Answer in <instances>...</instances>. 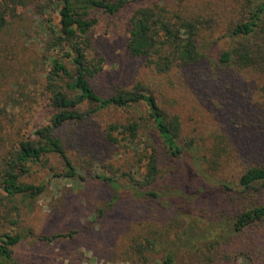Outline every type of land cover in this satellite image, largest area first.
I'll return each mask as SVG.
<instances>
[{"label": "trees", "instance_id": "trees-1", "mask_svg": "<svg viewBox=\"0 0 264 264\" xmlns=\"http://www.w3.org/2000/svg\"><path fill=\"white\" fill-rule=\"evenodd\" d=\"M47 1L56 10L57 21L44 17L43 7L35 11L40 18L35 24L40 35L41 59L37 62L41 64L31 62L35 67L41 66L40 87L47 99L48 116L30 135L7 132L0 136V264H18L14 249L22 245L31 231L29 228L21 230L19 224L23 213H29L33 206L26 204L45 191L44 184L26 180L34 167L44 168L53 157L62 169L56 176L84 180L77 170L86 172L87 169H79L76 163L84 160L85 153L78 156L75 152L78 149L84 152L89 145L88 132L103 126L100 129L103 140L125 148L135 157L139 169L136 174L130 170L117 174L107 164V168L104 167L107 174L95 175L98 181L114 190L110 205L122 196L143 197L145 201L149 199L158 204L164 200L168 204V188L158 189L165 160L187 161L193 166L201 165V160L195 155V140L183 135L180 116L168 108L167 100L176 99L174 92L181 99L192 90L196 91L194 96L203 100L213 97L218 100L219 96L225 105L219 101L214 105L226 111L221 114L223 117H229L228 98L233 89L239 88L234 81L240 71L260 73L264 91V0L255 5L251 0H241L247 9L231 23L228 31L235 38V44L211 55L199 46L200 22L189 12L176 10L163 0ZM128 5L131 11L126 22V48L132 58L141 61L140 79L129 88L116 87L103 93L97 79L103 69V58L94 50L91 32L99 22V15H115ZM27 7L26 0H0V81L2 87L13 83L18 87L17 92L0 91V104L3 100L0 120L10 105L21 100L32 101L25 91L30 82L39 80L35 70L23 77L17 73L19 36L21 32L28 34L33 27ZM167 86L169 93L165 91ZM237 109L239 116L240 108ZM111 112H123L124 118L110 115L106 119ZM259 113L264 120V102ZM261 131L264 135V129ZM245 144L236 146L232 159L235 167H241L234 172L236 191L242 195L255 184L264 186V148L255 149L254 145ZM221 150L216 147L214 155ZM205 160H209L207 156ZM186 169L192 171L189 166ZM220 185L224 187L223 192L232 190L227 184ZM223 202L228 205H220L221 214L215 221L220 231H215V227L201 229L195 221L190 222L174 247L163 237L166 231L154 228L147 215L140 223L134 221L132 214L140 205H124V212L131 221V226H127L128 244L124 255L132 264H176L180 256L187 254L194 258L193 264H235L238 258L247 259L248 247L246 252L238 251L233 244L243 234L251 236L253 230L264 228V204L246 205L241 201L239 205L235 197ZM151 206L152 211L161 209L159 213L166 221L180 218L173 205ZM143 222L146 223L137 231L139 234L129 232L135 231L134 225ZM176 223L178 228L180 225L177 227ZM58 236L61 235H43L40 240L48 242Z\"/></svg>", "mask_w": 264, "mask_h": 264}, {"label": "rangeland", "instance_id": "rangeland-1", "mask_svg": "<svg viewBox=\"0 0 264 264\" xmlns=\"http://www.w3.org/2000/svg\"><path fill=\"white\" fill-rule=\"evenodd\" d=\"M26 1L29 21L33 27L28 34L21 32L19 36L17 49L20 52L19 61L15 59L18 63L17 73L23 77L35 70L39 80L30 82L25 91L31 95V102L21 100L6 108L0 120V136L6 135L7 132L30 135L36 126L44 123L49 113L47 99L41 93L42 79L39 72L41 66H34L41 64L37 62L41 59L38 42L40 35L35 24L40 18L35 11H40L43 7L44 17L56 22V10L47 0ZM163 1L176 10L189 12L193 15H190L191 17L200 22L198 42L208 55L227 50L235 44V38L228 32L229 26L240 18L242 11L243 16L244 10L247 9L241 0ZM251 1L252 5H255L261 0ZM34 6L36 8H33ZM18 9L20 11L21 7ZM130 11L131 6L128 5L115 15H99V22L91 32L94 50L103 58V69L97 76L98 88L103 93L116 87L129 88L140 79L141 61L132 58L126 48L128 38L126 22ZM32 60L36 62L33 64ZM28 61L30 62L26 63ZM22 63L26 64L22 65ZM236 77L238 79L234 82L239 88L233 89L228 98L226 110L230 114L229 117H223L221 114L225 110L222 111L223 109L214 105L217 101L225 105L223 98L220 99L219 96L218 100L215 97L203 100L194 96L196 91L192 90L190 95L181 99L178 93L174 92L176 99L167 100L170 103L167 105L168 108L173 109L180 116L183 135L195 140L193 143L196 147L195 155L201 160L199 163L201 165L194 166L187 161L176 163L169 159L165 160L161 167L162 178L159 179L161 186H158V189L168 188L166 197L168 204L164 200L158 204L149 199L145 201L143 197L122 196L119 201L110 205L115 192L98 181L95 175L107 174L104 168L105 166L107 168V164H110L112 170L118 172L117 174L128 170L136 174L139 169L135 157L132 158L131 153L128 154L125 148L111 145L103 140V132L100 130L103 126L88 132L86 138L89 145L84 148V152L79 149L75 152L78 156L85 153L84 160L76 163L79 169H87L86 172L77 170L84 180L56 176L62 169L59 168V161L53 157L44 168L34 167L32 175L26 180L34 184H44L45 191L33 202L26 204L33 206L29 213H23L19 226L21 230L27 228L31 231L22 245L14 249L18 264H132V261L124 255V248L128 244L127 226H131V221L124 212V205H140L135 208V214H132L134 221L140 223V220L147 215L154 228H163L162 231H166L163 237L171 241L170 246L174 247V242L182 238L181 232L190 222L195 221L197 227L201 229L216 228L215 221H218L216 217L221 214L218 209L220 205L225 204L223 201L226 198H237L239 205L241 201L246 205L255 202L264 204L262 184H255L253 189L244 195L237 193L234 170L241 167H235L232 163L237 145L241 147L245 143H250L255 149L264 148V135L261 131L264 129V120L262 113H259V107L264 102L263 83L258 72L251 74L240 71ZM0 91L17 92L18 87L14 83L10 86L4 84L2 87L0 81ZM165 91L169 93L170 88L167 86ZM0 105L3 107V100ZM110 115L114 118L118 116L120 119L124 118L123 112H111L106 119H109ZM216 147L222 150L214 155ZM205 156L209 160L203 161ZM186 166L191 167V172L194 171L195 174L189 172ZM220 184H227L232 190L225 189L226 192H223L221 189L224 190V187ZM151 205H173L172 208L175 207L180 218H175L173 222L166 221L159 213L161 209L152 211ZM145 223L134 225L135 231L129 232H135L133 235L136 236L139 234L137 231H141ZM175 223L177 227L180 226L176 228ZM5 225L10 227L9 224ZM214 230L220 231L219 228ZM253 231L255 232L251 236L243 234L233 244L238 251L246 252L248 247V258L242 260L238 258L235 264H264V228ZM54 234L61 236L48 242L40 240L43 235L52 237ZM193 260L194 258L187 254L180 256L176 264L182 262L193 264Z\"/></svg>", "mask_w": 264, "mask_h": 264}]
</instances>
